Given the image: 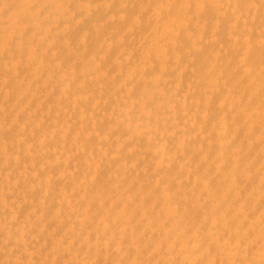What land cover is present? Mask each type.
<instances>
[{
	"label": "bare ground",
	"instance_id": "obj_1",
	"mask_svg": "<svg viewBox=\"0 0 264 264\" xmlns=\"http://www.w3.org/2000/svg\"><path fill=\"white\" fill-rule=\"evenodd\" d=\"M0 264H264V0H0Z\"/></svg>",
	"mask_w": 264,
	"mask_h": 264
}]
</instances>
